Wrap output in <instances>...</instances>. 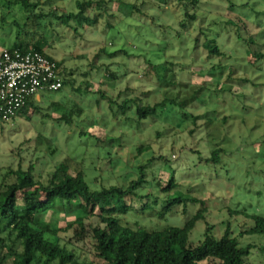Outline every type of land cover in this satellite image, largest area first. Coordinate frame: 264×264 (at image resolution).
Wrapping results in <instances>:
<instances>
[{"label": "rangeland", "instance_id": "rangeland-1", "mask_svg": "<svg viewBox=\"0 0 264 264\" xmlns=\"http://www.w3.org/2000/svg\"><path fill=\"white\" fill-rule=\"evenodd\" d=\"M32 1L37 3L35 13L51 12L50 17H42L39 29L46 39V53L61 64L68 83L56 92H39L35 101L41 103L33 118L0 121V171L12 163L14 168L19 163L23 170L32 166L34 177L45 182L65 161L71 171H85L90 187L98 189L126 185L136 179L137 167L157 157L152 168L144 171L146 182L136 191L144 197L142 201L151 205L157 195L161 199L179 193L199 203L188 204L185 214L183 204L175 206L174 214L160 221L155 211L141 212L136 203L128 220L158 229L181 227L204 205L206 216L195 224L191 242L201 238L206 224L215 226L219 236L224 228L220 223L230 222L232 235L243 246H252L248 263L264 264V237H239L252 225V215L264 217V58L251 59L247 52L253 49L248 50L244 41L246 35H254L264 53V0H231L236 9L228 15L239 18L236 24L242 29L234 27L238 32L225 27L218 17L221 14L208 10L198 11L197 20L180 26L184 11L169 0L166 4L118 0L119 11L112 17L108 15L117 0H105L109 12L99 21L93 19L96 13L82 25L65 16L77 13V2L89 0ZM214 2L218 0L208 4ZM132 4L138 11L129 8ZM26 14L19 2L0 0V48H9L16 31L12 23L21 24ZM205 37L216 39L221 55L203 58ZM146 60L166 62L170 85L164 93L166 106L139 123L132 114L136 107L152 105L162 97L160 89L142 77ZM109 73H114L113 80ZM87 90H101L108 98ZM127 96L133 103L123 117L117 107ZM109 98L114 99L112 106ZM73 105L83 109L81 116L70 115ZM61 116L71 121H57ZM209 144L222 150L218 165L206 166L193 154L207 157ZM140 145L149 152L135 157L134 149ZM160 156L174 171H161ZM171 177L178 187L157 193L158 179L168 183ZM44 219L61 228L73 221L50 211ZM75 229L60 236L74 240ZM90 246L86 243L84 248L90 250ZM6 264H11L10 257Z\"/></svg>", "mask_w": 264, "mask_h": 264}, {"label": "trees", "instance_id": "trees-1", "mask_svg": "<svg viewBox=\"0 0 264 264\" xmlns=\"http://www.w3.org/2000/svg\"><path fill=\"white\" fill-rule=\"evenodd\" d=\"M15 1L20 3L27 14L21 24L13 21L12 25L16 28L15 36L9 48L4 49L35 51L53 59L46 53V39L39 29L42 17H50L51 12L37 14L34 11L37 3L32 0ZM167 1L161 0L163 4ZM169 2L184 11V19L180 26H185L184 22L197 20L198 11L208 10L221 14L218 17H221L219 19L225 27L238 28V31L242 29L236 24L239 18L228 15V12L235 14L236 5L231 0H218L212 3L213 5L208 4L210 0ZM115 3L110 13L106 10L105 0L77 2V13L65 17L76 19L80 25L87 24L90 16L96 13L97 16L93 17L96 21L100 17L103 18L107 12L108 16L112 17L114 11H119L121 1L117 0ZM129 8L138 11L136 4L130 5ZM106 27L111 25L107 23ZM199 41L198 39L197 42ZM244 41L248 50L253 49L248 52L246 50L251 59L264 58L261 51L263 47L258 44L254 35H246ZM202 48L203 58L222 54L215 38L205 37ZM101 53L105 54L102 50ZM143 63L142 77L150 79V82L160 89L162 97L161 101L152 105L136 107V113L133 111L132 114L139 123L151 118L158 109L166 106L167 99L164 93L170 85L166 77L168 71L166 62L154 64L146 60ZM57 64L62 67L60 63ZM107 77L112 80L115 78L114 73H109ZM67 83V80H63L62 88ZM70 84L72 85L71 82ZM88 92L98 94L101 99L108 98L101 90H87ZM128 92H119L117 98ZM110 101L112 106L114 99ZM38 103L41 101L36 102L34 98L28 100L8 122H13L16 117H25L27 120L33 118L32 115L38 112ZM132 103L133 100L127 96L118 104L117 111L123 113L121 116L125 117V111ZM82 113L83 109L77 105L70 109V115L81 116ZM63 120L71 121L65 116L57 119ZM196 120L197 117H194V121ZM192 130L189 133L193 134ZM156 136L160 137V132H156ZM108 141L116 142V139ZM206 149L207 157H203L201 152L193 154H198L199 161L206 166L218 165L221 162L222 150L210 144ZM148 152V147L140 145L134 149V156L139 157ZM155 160L157 157L154 156L146 159L144 164L137 167L136 179L126 185H105L98 189L90 187L85 171H71V167L65 161L57 164L45 182H40L34 177L32 166L27 170H23L19 163L16 168L11 166L13 163L7 166L5 171H0V264H6L8 257L11 258V264H249L252 246H243L238 238L232 235L230 222L220 223L224 228L219 236L214 233L215 226L206 224L201 238L196 243L189 240L195 224L204 220L206 216L204 205L181 227L166 226L158 229L160 226L148 227L128 220L131 213L136 211L134 209L136 203L140 204L141 212L155 211L159 221L173 215L175 206L183 204L182 214H185L188 204L199 203L195 199H185L179 193L171 196L165 194L161 199L157 198V195L151 205L143 202L144 197H139L136 191L146 182L144 171L150 170ZM158 160L162 164L161 171H174L162 156L158 157ZM166 181L165 178H160V181L158 179L155 184L157 193L177 188L179 185L174 177H171L168 183ZM163 182L167 183V186L162 185ZM49 211L54 215L62 213L64 217H73V221L67 222L64 228L57 227L44 219ZM251 219L252 225L239 233V237L244 235L264 237V217L252 215ZM73 226H76L73 231L74 240L60 236V233L72 229ZM86 243H90V250L84 248Z\"/></svg>", "mask_w": 264, "mask_h": 264}, {"label": "built area", "instance_id": "built-area-1", "mask_svg": "<svg viewBox=\"0 0 264 264\" xmlns=\"http://www.w3.org/2000/svg\"><path fill=\"white\" fill-rule=\"evenodd\" d=\"M62 70L57 62L35 52L0 51V121L8 122L39 92L62 88Z\"/></svg>", "mask_w": 264, "mask_h": 264}, {"label": "crops", "instance_id": "crops-1", "mask_svg": "<svg viewBox=\"0 0 264 264\" xmlns=\"http://www.w3.org/2000/svg\"><path fill=\"white\" fill-rule=\"evenodd\" d=\"M1 49H4V48H0V51H1ZM34 99H35V98H34ZM36 99L39 100V96H38V95H37Z\"/></svg>", "mask_w": 264, "mask_h": 264}]
</instances>
